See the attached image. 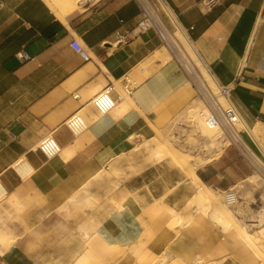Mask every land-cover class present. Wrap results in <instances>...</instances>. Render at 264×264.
Masks as SVG:
<instances>
[{"label":"crops","instance_id":"obj_1","mask_svg":"<svg viewBox=\"0 0 264 264\" xmlns=\"http://www.w3.org/2000/svg\"><path fill=\"white\" fill-rule=\"evenodd\" d=\"M160 5L166 24L187 30L217 81L229 87L246 126L243 135L264 159V139L250 134L258 125L264 131V0H221L212 8L202 0H162ZM141 18L136 0H86L65 25L43 0H0V185L16 211L33 217L27 229L18 225L15 235L21 237L0 255V264H79L96 234L112 251L136 240L144 195L127 173L111 186L115 176L103 174L105 168L111 163L123 168L136 158L134 145L143 140L145 164L153 166L155 159L172 164L158 146L152 150L156 132L177 134L187 126L186 112L195 98L174 61L161 65L153 59L161 42L155 32L138 27ZM73 40L91 59L76 54ZM120 82L126 83L129 102L119 100ZM110 86L117 106L92 116L95 96ZM77 115L84 119L79 125L73 123ZM179 118L182 123L175 125ZM48 136L60 152L48 155L39 148ZM21 158L32 170L26 178L14 167ZM213 163L196 171L205 183L221 176ZM167 177L179 179L177 173ZM124 188L130 194L121 199ZM9 206L0 208L1 217ZM226 252L241 264L260 263L241 246L224 249L218 243L210 247L209 259L216 262ZM115 259L133 264L127 263L130 255Z\"/></svg>","mask_w":264,"mask_h":264},{"label":"rangeland","instance_id":"obj_2","mask_svg":"<svg viewBox=\"0 0 264 264\" xmlns=\"http://www.w3.org/2000/svg\"><path fill=\"white\" fill-rule=\"evenodd\" d=\"M168 28L171 32L179 31V27L174 28L168 25ZM138 31H141V29H138ZM148 31L155 32L152 28ZM161 53H168V51L165 48L163 51V47L161 46V48L155 52L153 59H156L155 56ZM142 67L145 68L146 64ZM125 84L126 83L124 82L116 83V91L118 93L125 94ZM193 103L198 104L200 102L195 97L192 104ZM185 121L188 122V132H183L182 128L177 129V134H174L175 131H170L169 133H163L160 131L156 132V138L159 135L162 136V134L164 136L169 134L170 137H172V145L170 146V148L167 150L163 149V151H165V154H168V152L172 148H174L173 144L181 146L178 148H186L192 144L194 139H197L198 141V132L194 130L192 122L189 121V118L185 119ZM174 122L175 125L176 122L182 123L181 118L176 119ZM144 142L145 141L143 140L140 144L139 142H137L134 145L133 149L137 153V156L135 159L131 157L129 159L130 163L128 162V164H125L123 168L114 166L111 163L109 167L105 168L106 170L103 174H106L108 176H115V181L112 180L114 182L111 183L116 185H118L119 182L122 183L119 176L123 177L125 173L131 175V177L134 176L137 181L136 187L138 193H142V195H144L143 202H145L147 207L155 203V199L165 198L163 199V201L167 202L173 210L179 211L181 212V214L191 211V205H193L192 202L193 198L195 197V190L190 187L189 183L191 177L189 175H186L187 173L185 172V170L181 168V163L174 164V162H172V164L169 163L168 165L166 163L158 164L157 160L155 159L153 166H151L150 163L145 164V158L143 157L145 156ZM225 143L226 145H224L223 147L224 150L221 156L217 159V161L213 163L216 170L221 173V176L218 179L216 178L210 180L206 184L209 185L213 190H215L220 198L225 197L224 201L227 200V202L229 203L228 205L236 218H239L246 224H249V221L255 218L258 212L264 208V181H261L263 179L255 174V172L245 163V161L233 148L228 146L226 140ZM152 146V150L157 151L156 147L158 146V144L154 143V145ZM158 150L161 151L160 149ZM210 151L211 150H208L207 147H204L199 152H197V155L206 156L210 154ZM176 164H178V167L176 166ZM204 166H202L201 168H204ZM172 173H177V175H179V179L177 182L172 181V179L168 177V181L165 180L167 174L171 175ZM253 176L255 178H251ZM161 187H164L163 196H160V194L162 193L160 191ZM169 187H172V190L169 189ZM120 190L121 194L118 196L121 199L129 196L130 192L127 189L124 188ZM177 193H184L185 195L183 201L178 204L175 203L174 199V195H176ZM231 196L233 197V199ZM3 199L4 200H0V208H3L5 205H10L8 208V210L10 211H5L2 217L0 214V227L4 224L8 225L7 230L8 232H12L10 233L11 235L18 234V225L25 226V228L27 229L30 225V223H28L27 221L33 220V217L23 216V211H16L15 207L11 206V199H8L6 197ZM26 199L29 200L31 199V197H28ZM22 204L25 205L24 202ZM189 206H191V209L189 208ZM147 207H144L140 217L138 218L140 225L141 221H145V225L148 224L147 229H139L138 236L134 243L130 246L123 247L120 250L122 253V258L124 256L130 255V259L129 261H127V263L131 262L133 264H147L148 262H144L145 258H142V253L145 254V252H147L148 254L145 255L148 256L147 259L149 260V262L151 261L149 264H241L239 258H237L236 255H233L232 252L231 255L226 252L227 254H225L222 259L216 262L210 261L208 252L210 247H212L215 243H218V246L224 249H228L229 247L235 248L238 246H241L245 249L247 248L243 244L236 242L235 239L223 240L222 238L225 237L226 232H223L222 228L218 227L216 224L210 221L207 215L199 214L194 221L180 225V228H178V232L176 234H173L172 229L170 227L168 228L167 224V222L169 221L170 212L166 209H163L159 211L158 214L156 213L157 215H148V213L146 212ZM7 215H9V218H7ZM145 230H147V232ZM10 234L8 235L9 237L11 236ZM251 234L255 237L259 250L262 251L264 255V226L263 228L252 229ZM97 241L99 242L98 235L90 238L88 242L90 244H88V246H90L91 251L95 253L106 252L108 246H104V244L98 243ZM87 249L89 251V248ZM134 250H136V252H134ZM251 253H253L256 258H258L254 252ZM163 255L165 256L163 257L164 262L163 260L161 261ZM158 256H160L161 258ZM158 258L160 259V262ZM107 259L101 260V262H98V264H116L115 258L114 260L112 259L108 261ZM259 261V264H264L262 260ZM93 263L96 262L93 261ZM79 264L84 263L80 262Z\"/></svg>","mask_w":264,"mask_h":264},{"label":"bare ground","instance_id":"obj_3","mask_svg":"<svg viewBox=\"0 0 264 264\" xmlns=\"http://www.w3.org/2000/svg\"><path fill=\"white\" fill-rule=\"evenodd\" d=\"M43 1L46 4V6H48L52 10V12L56 15V17L65 25L67 24V16L73 13L75 10L79 9L81 7V4H83L86 0H43ZM163 6L165 7V10L169 14L170 19H172V21L178 25L179 22H177L175 15L170 11V9L166 6V4H163ZM151 13L152 15H154L152 11ZM149 29H151V26L145 28L144 30L146 31ZM164 34H165L168 44H170L173 50H175V53L177 56L179 57L181 56L184 57L185 55L191 56L193 61L196 62V58H194V52H193L194 47L191 45V42L185 38L181 30L177 32H173V33L167 30V31H164ZM163 51H164V48H163ZM109 54L112 55L113 51H110ZM155 58L160 61L161 65H163L172 60V54L171 53H161L159 55H156ZM142 68L145 69L146 67L145 68L142 67ZM201 69L203 71L202 67ZM94 80H97V79H94ZM119 100L129 102L131 98L125 94L120 93ZM119 100L108 98L107 100L103 102H97L96 104L94 102L93 103L94 105H92L93 108L91 110V115L95 117L96 115L103 114L105 111L107 112L112 111L117 106ZM198 104L196 103L191 104L188 108V111L186 112L187 113L186 117L189 118L190 122H192L194 130L198 132L197 133L198 141L197 139H194L192 144L186 148H183V147L182 148H172L167 154L170 160L176 163H181L182 164V165L180 164L181 168L185 170V172L187 173L186 175H189L191 177V180L189 182L190 187L195 190V197L193 198L194 203L192 202L193 204L191 205L192 207L189 206V208L191 207L192 210L187 213L181 214V212L173 210L171 206L168 205L167 202L163 201V199L165 198L155 199L156 200L155 203L151 204L148 207L146 206L144 202L141 203V205L143 207H147L146 212L148 213V215L149 214L155 215L156 213L158 214V212L163 209H166L167 211H169L170 217H169V221L167 222V224H168V228L170 227L172 229L173 234H176L178 232V228H180V225L194 221L199 214H205L209 217L210 221H212L218 227L222 228L223 232H226L225 237L222 238L223 240H234L235 239L236 242H239L240 244H243L244 246H246L247 250L254 252L259 258V260H262L264 262V255L262 251L259 250L255 237L251 234L252 229L263 228L264 208L258 212L255 218L249 221L250 222L249 224H246L243 220L236 218L233 215L232 210L228 205L229 203L227 202V200L224 201L225 197L220 198L218 196V193L215 190H213L209 185H207L196 173V171L200 167L215 162L221 156L224 150L223 147L224 145H226L225 138L221 132V129L218 127H213V128L208 127L206 125L204 119L201 117V113L204 112L202 111L204 109V106L201 103H198ZM83 122H84L83 117L79 115H77L73 119V123L75 125H79L80 123H83ZM187 128H189V126L182 127V131L188 132ZM250 134L256 141L257 140L259 141L262 138L264 139V131L262 130V127L260 125L256 126L254 129H251ZM171 139L172 137H170L169 134H167L166 136H164L163 134L162 136L159 135L156 138L159 149L160 150L169 149L170 146L172 145ZM204 147L205 148L207 147L208 150H211L210 154L206 156H198L197 152H199ZM44 149L48 153V155H53L56 152L61 151L60 148H58L57 146H54V144H50L48 147H44ZM190 159H193V160H190ZM177 165L178 164H176V166ZM14 167L18 169V171L23 176V178H26L32 172V170L29 168V166L27 165V163L25 162L23 158L17 161L14 164ZM251 178H255V177L253 176ZM111 182H114V181H111ZM110 184L111 186H117L116 184H113V183H110ZM132 196H134V194ZM5 197H6V191L0 185V200L1 199L4 200L3 198ZM184 198H185L184 193L177 195L175 197V203L176 202L180 203L181 201H183ZM140 201L142 202V200ZM11 206L16 207L17 205L16 203L11 202ZM9 211L10 210H7L6 212H9ZM8 216L9 215H7V218H9ZM2 226L0 227V255H4L6 252L10 251L11 248L14 246V244L17 242V240L21 237V236L19 237L16 235H11L10 233L12 232L11 231L8 232L7 230L8 225L4 224ZM140 226L143 229L144 228L147 229L148 224L145 225V221H141ZM145 231L147 232V230ZM26 232H28V230H26L23 234H26ZM9 234L11 235L10 237L8 236ZM96 235H98L99 237V242L97 241L98 243H102L104 244V246H108L107 251L95 253V252H92L90 246H88L89 251L87 250L85 253L80 255L78 259L79 263L81 262L84 264L86 263L92 264L93 261H95L96 263L98 262L100 263L101 260L107 259L110 256L114 258L118 257L119 255L121 256L122 254L121 251H116L117 248L114 249V251H112L111 250L112 246H110L111 244H109L108 241L101 235L99 234H96ZM88 244L90 243H87V245ZM134 252H136V250H134ZM145 254H148V253L145 252ZM145 254L142 253V258H145L144 262L146 263L148 262L147 264H149L151 261L149 262V260L147 259L148 256ZM163 257L165 256L163 255L162 258L160 257L161 261L163 260ZM159 262H160V259H159Z\"/></svg>","mask_w":264,"mask_h":264},{"label":"built area","instance_id":"obj_4","mask_svg":"<svg viewBox=\"0 0 264 264\" xmlns=\"http://www.w3.org/2000/svg\"><path fill=\"white\" fill-rule=\"evenodd\" d=\"M202 1L204 5L212 8L214 4L219 3L221 0ZM136 2L139 4L142 14L138 27L144 30L151 26L158 36L161 46L165 48L168 53L172 54V60L177 63L180 71L184 74L187 82L195 93L196 99L204 106L202 110L204 112L201 113V117L204 119L206 125L212 128H220L228 146L233 148L255 174L264 181V159L250 146L243 135L246 126L238 110L229 98V87L217 81L211 69L203 62L201 56L197 52L193 42L188 36L187 30L178 27L176 28L182 31L185 38L190 41L191 45L194 47L193 52L196 62L193 61L191 56H186L184 54V57H179L176 55L175 50L168 44L164 34V31L169 30V28L160 12L162 0H136ZM151 11L154 15H152ZM70 45L81 58L84 60L91 59L87 48L78 40H73ZM112 90L113 86H110L98 93L94 98L95 104L97 102H103L108 98L111 99ZM50 144H54L55 146L50 136L45 137L40 141L39 148L45 151L44 147H48Z\"/></svg>","mask_w":264,"mask_h":264},{"label":"trees","instance_id":"obj_5","mask_svg":"<svg viewBox=\"0 0 264 264\" xmlns=\"http://www.w3.org/2000/svg\"><path fill=\"white\" fill-rule=\"evenodd\" d=\"M199 176L201 177V179L203 180V181H207V179L203 176V175H201V174H199Z\"/></svg>","mask_w":264,"mask_h":264}]
</instances>
